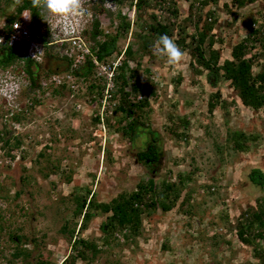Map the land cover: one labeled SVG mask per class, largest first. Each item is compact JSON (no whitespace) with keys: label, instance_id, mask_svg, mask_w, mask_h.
Segmentation results:
<instances>
[{"label":"rangeland","instance_id":"1","mask_svg":"<svg viewBox=\"0 0 264 264\" xmlns=\"http://www.w3.org/2000/svg\"><path fill=\"white\" fill-rule=\"evenodd\" d=\"M178 3L182 21L190 1ZM87 5L104 32H115L110 20L119 11L131 21L128 37L118 44L121 55L133 40L131 32L138 28L130 1L120 6L113 0H87ZM211 9L215 10L213 17L205 20L216 21L212 34L217 41L214 48L221 53L220 63L231 58L233 46L249 34L250 21L256 22L254 28L264 25V0L242 7L235 0H220L204 13ZM5 20L6 15H0V22ZM187 30L195 34L194 23H188ZM57 37L53 34V39ZM83 39L87 44L95 42L91 37ZM64 43H60V52L69 49ZM261 50L257 45L253 52L260 55ZM183 52L176 65L169 64L167 57L142 59L139 74L156 91L150 97V126L159 132L163 144L158 168L152 171L136 157L143 139L135 145L107 124L108 119L115 124L122 113L109 109L96 122L100 103L91 99L82 82L74 92L67 89L55 95L43 83H49L46 78L50 76L44 77L43 72L48 65L41 69L37 87L22 60L0 67L2 78L6 73H22L19 90L11 85L12 98L0 95V130H11L24 145L11 150L15 157L11 162L0 143V225H4L0 264L10 260L12 264H62L77 254L70 235L74 228L75 238L84 237L101 249L87 260L72 262L70 257L66 264H260L256 252L264 249V240L244 244L238 224L243 212L264 200V187L249 179L253 168L264 171V110L244 106L229 81L221 78L214 84L208 70L197 67L196 57L187 49ZM262 57L259 64L264 63ZM146 68L152 71L150 77ZM260 69L255 65V72ZM217 92L219 104L212 110L209 103ZM19 114L20 120L14 119ZM183 120L189 121L188 127ZM234 132L249 138L247 149L234 147ZM185 175L188 181L180 182ZM151 177L159 190L162 181L177 184L180 198L172 210L144 213L135 236L118 233L109 245L104 243L106 233L101 227L108 214L93 212L81 228L83 217L74 213L78 197L109 202ZM17 246L28 250L29 256L13 259Z\"/></svg>","mask_w":264,"mask_h":264},{"label":"trees","instance_id":"2","mask_svg":"<svg viewBox=\"0 0 264 264\" xmlns=\"http://www.w3.org/2000/svg\"><path fill=\"white\" fill-rule=\"evenodd\" d=\"M113 1L120 6L130 1V5L136 9L138 28L131 32L133 40L127 45L122 64L117 70V87L113 93L114 98L119 100L111 112L122 113L123 115L116 120L115 124L109 119L106 122L116 130L122 131L135 145L139 139H143L136 154L139 163L145 164L151 171L155 170L158 168L157 164L163 154L161 136L158 131L151 128L149 121V113L152 111L150 97L151 95L156 96V91L149 85L148 81L144 82L139 74L143 57L151 56L153 59L158 57L153 55L152 46L161 35L167 34L175 40L182 51L187 49L195 56L197 67L208 70L211 82L217 84L221 78L229 81L244 106L255 111L264 110V63L259 64L260 56H263L262 59L264 60V25L254 28L253 23L255 21H250L248 24L249 34L233 46L231 58L220 63L221 53L220 50L214 48L217 41L212 34L216 21L205 20L207 16L213 17L215 10L211 9L204 13L206 7L216 5L220 0H187L190 1L189 11L182 21L178 19L181 15L179 0ZM235 1L242 7L255 0ZM11 6L15 7L14 11L6 12ZM24 10L31 12L37 39L45 43L52 40L53 34L50 25L43 20L42 13L32 7L31 0H0V15H6L7 32H10L12 24L21 18ZM202 21L204 23H201ZM110 22L116 28L115 32H104L99 21L94 20L86 37L89 39L91 37L95 42L90 44V54L86 55L84 63L79 64V66H73L76 55L71 50L72 48L60 52V46L55 47L54 50H52L53 46L52 48L47 46L46 58L51 59L52 62L48 67L49 71L44 69L45 61L38 62L31 57H25L20 50L14 47L0 48V66L5 68L17 60H22L24 69L35 87L42 77L40 74L42 68L44 69L43 72L46 73L45 75L50 76L51 74L62 76L65 72H71L75 77L74 82H82L89 90L91 99L99 101L104 85L101 76L97 75L94 58L96 57L99 62L106 63L118 57L122 52L118 44L122 39L128 37L132 26L131 21L121 11ZM188 23H194L195 34L188 32ZM99 36L103 38L100 40L98 39ZM206 44L208 45L207 48ZM257 45L262 47L260 55L259 52H253ZM134 46H138V49L135 50ZM207 50H209V56H206ZM132 62H135L134 67L131 66ZM255 65L261 67L258 72L254 71ZM145 72L149 77L151 76L152 71L149 68H146ZM50 86L55 95L63 93L67 89L74 92L67 81L60 85L50 84ZM139 94H142L143 98L137 100ZM219 98L218 92L213 95V99L209 103L212 110L219 104ZM14 119L20 120V114L15 115ZM95 120L99 123L102 118L96 114ZM184 122H186L184 126L188 127L189 121ZM12 134L11 130H0V143H2L3 148H7V159L11 162L15 158L11 150L23 144V140L19 136ZM233 137L236 149L245 150L248 148V143L245 141L249 138L244 133L234 132ZM185 177L187 176H180V182H187L188 177ZM249 179L253 184L264 187V171L260 168H253L249 174ZM160 188L159 190L154 178L151 177L148 180H141L137 188L129 194L121 193L109 202H97L95 198L88 200V197H78L77 208L74 213L83 217L81 228L86 225L85 222L91 218L93 212L108 214L106 222L101 227L106 233L104 243L109 245L118 233H122L127 238L135 236L142 224L144 213L158 208L164 211L173 209L180 198V189L177 184L165 180L162 181ZM238 228L239 238L244 244L252 246L258 241L264 240V200H260L256 207H252L241 214ZM3 229L4 225H0V231ZM70 235L71 240H73L72 248L77 254L67 257L62 264L70 262L68 261L70 257L72 262H75L76 258L87 260L100 252L101 248L94 242L84 237L75 238V228L70 231ZM11 237L13 239V236ZM16 237L20 243L21 236L17 235ZM29 253L28 250L17 246L12 257L13 259L22 256L28 257ZM256 255L261 261L260 264H264V249L258 250ZM39 263L45 264L44 261H39ZM7 264H12V260Z\"/></svg>","mask_w":264,"mask_h":264},{"label":"built area","instance_id":"3","mask_svg":"<svg viewBox=\"0 0 264 264\" xmlns=\"http://www.w3.org/2000/svg\"><path fill=\"white\" fill-rule=\"evenodd\" d=\"M82 7L79 10L76 17L72 20V29L70 32H74L76 25L78 24L79 16L89 13V9L87 8L85 1L81 0ZM135 12V7L133 8ZM56 18V17H53ZM47 21L43 18V20L50 25L53 34H57L58 37L54 40H50L45 43L42 40L37 39L35 34V27L32 21V16L30 10H24L21 18L16 20L11 27L10 32H7L6 22H0V48H10L14 47L20 50L25 57H31L38 62H44L46 59L47 46H53V44H57L60 46V43H64L66 40L70 41V49L73 50L75 62L73 66H79V64H83L87 54H90V43L87 44L83 38H86L82 35V33L78 36H64V30L62 25L65 21L61 18H56ZM264 18V17H263ZM52 19L54 21H52ZM6 21V20H5ZM256 25V22L253 23V26ZM124 56V52L119 55L117 58L112 59L106 63L99 62L97 58H94V63L96 65V72L98 76H101L104 88L102 90V97L99 100V107L97 115L101 116L102 120L104 119L105 112L109 109L113 110L117 105L114 98V91L116 90V76L117 70L122 64V59ZM49 75H45L44 77H48ZM49 80L48 82H43L46 88L50 84L60 85L64 81H67L68 84L74 89L77 87V83H75V77L71 72H67L65 75H57L53 74L50 77L46 78ZM0 81V95L3 97L7 95L9 89L11 88V83L7 81L6 78H1ZM78 92V91H76ZM143 98L142 94L137 96V100ZM134 99V98H133ZM114 100V101H113ZM79 106V104H78ZM80 108V107H79Z\"/></svg>","mask_w":264,"mask_h":264},{"label":"clouds","instance_id":"4","mask_svg":"<svg viewBox=\"0 0 264 264\" xmlns=\"http://www.w3.org/2000/svg\"><path fill=\"white\" fill-rule=\"evenodd\" d=\"M84 1H85L87 8L89 9V6L87 5V0H84ZM31 4L33 8L39 10L42 13V17L47 21H49L50 18L52 17L63 19L65 21V23L62 25V28L64 30V36H68V37L78 36L82 33V35L86 37L89 32L88 29L92 27L94 20H95L93 18V14L91 13V11H89L88 15L84 14L82 16H79L78 24L76 25L75 31L70 32V30L73 27L72 20L74 17L77 16L79 10L82 7L81 0H31ZM135 12H136V9H135ZM65 43L68 45V48L70 49L71 42L66 40ZM54 45L55 44H53V46ZM152 52L154 56L167 57V61L171 65L178 64L179 62L182 61L184 57V52L176 44L175 40L170 38L167 34L161 35L159 39L153 44ZM22 72L24 74L26 71L25 72L22 71ZM66 73L67 72L63 73V75H65ZM20 77H22V73L16 72V74L13 73L10 75L6 73L4 78H6L7 81L11 83V85H14L17 88V90H19L18 86L22 84L20 83ZM1 78L2 76H0V79ZM0 83H2V81H0ZM11 89L12 88L9 89V92L7 95L3 96L4 99L6 98L7 100H9L12 98L11 93L13 91H10ZM15 94H18V93L16 92ZM133 98L135 99V97ZM22 147H24V145H22Z\"/></svg>","mask_w":264,"mask_h":264},{"label":"flooded vegetation","instance_id":"5","mask_svg":"<svg viewBox=\"0 0 264 264\" xmlns=\"http://www.w3.org/2000/svg\"><path fill=\"white\" fill-rule=\"evenodd\" d=\"M57 46H58V45L55 44V45L53 46L54 49H55V47H57ZM58 47H59V46H58ZM58 47H57V48H58ZM57 48H56V49H57ZM45 63H46V65H48V66L51 65V64H52L51 59H49V58L47 59V58H46V59H45ZM5 68H6V67H5ZM24 71H25V69H24Z\"/></svg>","mask_w":264,"mask_h":264}]
</instances>
